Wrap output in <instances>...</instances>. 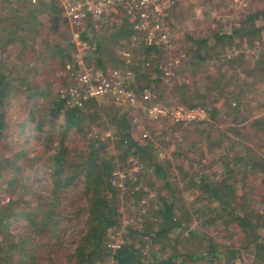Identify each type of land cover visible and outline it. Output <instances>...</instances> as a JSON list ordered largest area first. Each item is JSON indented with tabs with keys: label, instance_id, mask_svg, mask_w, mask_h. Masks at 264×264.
Wrapping results in <instances>:
<instances>
[{
	"label": "trees",
	"instance_id": "trees-1",
	"mask_svg": "<svg viewBox=\"0 0 264 264\" xmlns=\"http://www.w3.org/2000/svg\"><path fill=\"white\" fill-rule=\"evenodd\" d=\"M259 1L242 6L229 28L213 19L204 36L179 31L167 52L138 41L127 13L118 24L87 15L71 26L58 0H0V191L9 194L0 203V264H264V97L253 95L264 82ZM73 33L85 43L87 67L131 70L135 93L148 90L143 106H198L207 117L161 119L170 134L141 128L139 139L132 119L143 106L125 110L94 97L68 103L60 88L72 83L65 66L77 51ZM175 59L179 68L166 73ZM17 105L22 121L7 114ZM142 112L148 127L153 121ZM16 125L19 133L26 125L43 131L53 151L43 157L12 146ZM73 129L94 134L70 147L65 138ZM132 160L141 168L115 186L112 172ZM32 163L49 180L37 190L27 182ZM78 178L88 200L83 233L71 241L69 258L57 262L45 249L64 242L72 216L63 191ZM135 205L140 224H122V208L130 213ZM119 228L114 246L110 234Z\"/></svg>",
	"mask_w": 264,
	"mask_h": 264
},
{
	"label": "built area",
	"instance_id": "built-area-1",
	"mask_svg": "<svg viewBox=\"0 0 264 264\" xmlns=\"http://www.w3.org/2000/svg\"><path fill=\"white\" fill-rule=\"evenodd\" d=\"M33 4L37 0H27ZM63 8L64 15L68 18L71 26H79L87 15L96 20L110 18L118 24V14L127 13L131 18L133 29L139 34L138 41H143L145 45L171 47L169 32L164 20L168 9L171 7L169 0H58ZM120 15V16H121ZM136 39V37H134ZM73 41L76 45L73 64L65 66L66 72L72 79L71 85L61 87L62 97H68L67 102L80 104L81 99L94 97L105 99L115 106L128 110L138 106H143L149 98L146 88L140 94H136L130 86L132 72L128 69H111L105 73L93 70L83 63L85 43L81 41L76 33H73ZM123 57L129 58L130 52L122 50L119 52ZM166 73L169 70L163 67ZM148 119L158 121L167 119L169 121H192L202 120L207 117L205 109L202 107L184 108L182 106H165L161 103H153L143 106ZM132 122L135 128L141 127V122L134 115ZM134 128V129H135ZM141 168L137 160H132L128 168L115 169L112 172V183L122 187L123 178L128 174H133ZM116 246V244H114Z\"/></svg>",
	"mask_w": 264,
	"mask_h": 264
},
{
	"label": "rangeland",
	"instance_id": "rangeland-1",
	"mask_svg": "<svg viewBox=\"0 0 264 264\" xmlns=\"http://www.w3.org/2000/svg\"><path fill=\"white\" fill-rule=\"evenodd\" d=\"M171 2V8L168 9L167 16L164 20L165 25L167 26L169 37L171 40V47L167 50V52L171 51L175 47L174 40L179 37V31H188L197 36H204L208 30V28L212 27L213 19H219L223 22L225 28H229L230 23L237 16V12L244 6L249 0H169ZM259 5H264V0H260L258 2ZM121 14H118V19ZM264 42V39L263 41ZM57 64V63H56ZM86 66L87 64L84 63ZM172 68L170 69V67ZM166 67L170 70H175L179 68V60L175 59L174 61L167 62ZM42 71V70H40ZM39 71V72H40ZM63 71V70H62ZM61 71L55 70L53 74H60ZM256 89L253 91V95L258 96L259 99L264 97V82L259 81L257 83ZM58 89V85L55 84L53 86V90ZM105 101V99H98ZM249 102V100L247 101ZM264 110V103L261 104ZM143 111V107H141ZM140 112V121L142 124L143 121H146V116L143 112ZM8 116L14 121H22L26 118V114L20 110L19 105L11 106L8 108L7 112ZM264 114V111L262 112ZM30 124V123H29ZM148 127H140L133 129V134L135 137L140 138L139 130L141 128L150 132L152 130L154 135H159L161 133L170 134L167 130L168 124L162 122L160 120L148 122ZM13 130H15L14 136L12 137V146L14 147H23L28 151L29 154H41L43 157L47 156L50 152L53 151L52 148L47 147V142L44 141V132L35 131L33 127L30 125H26L23 129L22 133H19V126H12ZM91 128V127H90ZM89 128V129H90ZM87 129L86 135L84 132H77L76 130H71L67 137L65 138V142L70 147L80 146L85 142L86 138H89V134H94L93 132ZM150 129V130H149ZM98 130L103 132V136L107 131V126L102 125L98 127ZM145 132V131H144ZM107 133V132H106ZM57 134V133H56ZM57 136V135H56ZM168 136V135H167ZM55 141L53 145L57 143L55 136L53 138ZM174 144V143H173ZM171 144L169 150L174 148V145ZM169 150L164 149L161 151L160 156L164 155ZM29 173V177L27 182H29L33 188L36 190L41 188L46 182H48V178L44 175L40 169H44L39 166L37 163H32L29 168H27ZM39 186V187H38ZM83 190V180L82 178H78L69 188H66L63 191V198L68 201L66 204L68 205L67 211L72 216L70 222L66 223L64 228L66 227V231L62 234L64 242L60 244V246L56 249L47 248L45 250H51L53 254L54 260L57 262H62L65 259H68L74 244L71 242L73 238H78L83 233V224L85 219V214L87 210L88 200L82 193ZM153 196V194L151 195ZM9 199V194L6 191H0V203L6 202ZM257 208H261L260 204H257ZM138 207L130 206L129 212L127 213L126 208H122V215L120 217L122 224H126L130 218L135 219V223L137 225L140 224V217L138 216ZM136 216H138L136 218ZM122 238V228L116 229L112 231L110 234V239L112 242L119 243ZM45 246L47 247L46 242L44 241ZM45 253H42V256H45Z\"/></svg>",
	"mask_w": 264,
	"mask_h": 264
}]
</instances>
